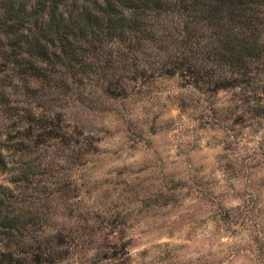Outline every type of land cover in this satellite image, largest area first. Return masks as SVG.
Wrapping results in <instances>:
<instances>
[{"label": "rangeland", "instance_id": "obj_1", "mask_svg": "<svg viewBox=\"0 0 264 264\" xmlns=\"http://www.w3.org/2000/svg\"><path fill=\"white\" fill-rule=\"evenodd\" d=\"M122 67L108 73L110 93L96 82L27 92L16 81L0 105V185L32 196L46 232L71 231L56 264H264L254 99L248 113L238 88L208 93L184 71L131 80Z\"/></svg>", "mask_w": 264, "mask_h": 264}, {"label": "trees", "instance_id": "obj_2", "mask_svg": "<svg viewBox=\"0 0 264 264\" xmlns=\"http://www.w3.org/2000/svg\"><path fill=\"white\" fill-rule=\"evenodd\" d=\"M121 65L131 80L184 71L208 93L238 88L245 112L254 99L264 118V0H0V105L16 81L27 92L39 84L70 95L96 82L110 93L108 73ZM4 133L0 126L1 173ZM23 175L15 183H27ZM24 193L0 185V264H56L71 231L46 232L50 223Z\"/></svg>", "mask_w": 264, "mask_h": 264}]
</instances>
